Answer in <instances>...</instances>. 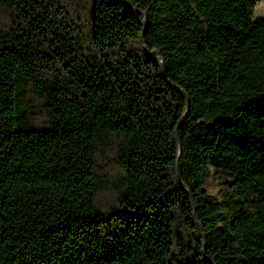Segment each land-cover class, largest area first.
Segmentation results:
<instances>
[{
  "label": "trees",
  "instance_id": "trees-1",
  "mask_svg": "<svg viewBox=\"0 0 264 264\" xmlns=\"http://www.w3.org/2000/svg\"><path fill=\"white\" fill-rule=\"evenodd\" d=\"M254 10L0 0V264H264Z\"/></svg>",
  "mask_w": 264,
  "mask_h": 264
},
{
  "label": "rangeland",
  "instance_id": "rangeland-1",
  "mask_svg": "<svg viewBox=\"0 0 264 264\" xmlns=\"http://www.w3.org/2000/svg\"><path fill=\"white\" fill-rule=\"evenodd\" d=\"M255 10H254V19H264V0H254ZM209 191L212 195L218 197L220 192V185L217 181L211 180L209 183Z\"/></svg>",
  "mask_w": 264,
  "mask_h": 264
},
{
  "label": "water",
  "instance_id": "water-1",
  "mask_svg": "<svg viewBox=\"0 0 264 264\" xmlns=\"http://www.w3.org/2000/svg\"><path fill=\"white\" fill-rule=\"evenodd\" d=\"M151 54L155 55L156 57H158L160 59V54L157 51L152 52ZM163 62V60H161Z\"/></svg>",
  "mask_w": 264,
  "mask_h": 264
}]
</instances>
